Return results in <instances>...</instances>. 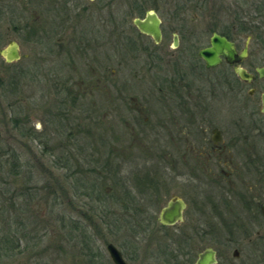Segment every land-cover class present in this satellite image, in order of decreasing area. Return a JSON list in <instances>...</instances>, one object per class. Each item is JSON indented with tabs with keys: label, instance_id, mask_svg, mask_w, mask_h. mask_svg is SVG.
I'll list each match as a JSON object with an SVG mask.
<instances>
[{
	"label": "flooded vegetation",
	"instance_id": "1",
	"mask_svg": "<svg viewBox=\"0 0 264 264\" xmlns=\"http://www.w3.org/2000/svg\"><path fill=\"white\" fill-rule=\"evenodd\" d=\"M116 2L0 0V64H17L22 42L43 50L44 91L60 119L37 125L45 127L42 137L30 121L13 123L17 137H37L53 167L74 175L59 182L60 205L71 202L68 178L76 208L70 225L61 217L63 233L73 229L71 238L88 257L81 264H102L98 222L111 236L108 264H115L109 245L127 264L144 263L147 238H159L153 256L166 264H198L203 257L207 264H264V24L254 18L244 46L239 25L213 32L235 54L209 67L200 52L212 36L203 44L193 31L184 38L172 29L169 44L162 23L156 42L135 19L139 37L118 35L130 27L116 13L129 9ZM32 7H41L42 17L34 20ZM151 12L158 15L145 11L136 19ZM90 13L105 17L97 23ZM13 43L19 59L10 61ZM80 158L85 168L72 171L71 161ZM168 209L176 215L170 223L162 219Z\"/></svg>",
	"mask_w": 264,
	"mask_h": 264
},
{
	"label": "rangeland",
	"instance_id": "2",
	"mask_svg": "<svg viewBox=\"0 0 264 264\" xmlns=\"http://www.w3.org/2000/svg\"><path fill=\"white\" fill-rule=\"evenodd\" d=\"M118 1L120 3L116 2L115 7L126 6L129 11L127 14H116L120 18H127V25L130 27V32L127 27L119 29L118 35L124 32L130 33L133 38L139 37L132 28L133 20L145 11H156L167 30L169 44L172 43V29H177L184 38L189 31H193L200 36V43L207 44L213 32L224 31L228 26L236 24L242 31L240 40L244 46L248 31L256 24L254 18L258 16L259 24H264V11L258 15L253 13L254 7H264L262 0H208L206 6L204 3L207 0ZM86 4L91 8L96 7V4H88V1ZM40 8H30L34 20L42 17L43 10ZM17 10L23 15L29 11L20 7ZM104 15L92 14L97 23L100 17H105ZM26 16L27 19L30 18L28 14ZM21 45L22 59L17 64H0V264H79V261L81 264L83 259L88 257L81 254L79 241L71 238L74 237L73 229L69 226L64 234L61 224L63 215L68 225L75 217L76 208L74 203H71L73 197L70 195L73 188L68 184L71 183L68 178L63 183L71 202L63 207L58 200L61 177L74 175L53 167L50 162L54 160L47 156L46 151L42 152L45 150V144L40 139L36 137L37 140H27L17 137L14 130V121H22L23 124L30 121L35 135L42 137L45 127H35L45 125L50 120L53 122L60 119L56 104L48 102L47 93L44 91L45 68L40 60L43 56L42 47L31 42H22ZM100 47H97L98 51ZM75 65L74 61V67ZM59 66L57 62L54 63L55 74L58 73ZM54 101L57 103V96ZM99 132L103 136L107 135L104 127H101ZM78 160L77 164L75 160L71 161L72 171L76 169L74 167H77L76 170L79 167L85 168L84 160ZM115 209L117 210V207ZM97 231V261L108 264L105 252L111 236L102 222H98ZM132 238L131 241H141L140 238ZM158 239L142 240V251L145 255L142 264L167 263L156 258V255L153 256Z\"/></svg>",
	"mask_w": 264,
	"mask_h": 264
},
{
	"label": "water",
	"instance_id": "3",
	"mask_svg": "<svg viewBox=\"0 0 264 264\" xmlns=\"http://www.w3.org/2000/svg\"><path fill=\"white\" fill-rule=\"evenodd\" d=\"M135 25L141 30V32L146 33L152 36L156 42H160L162 38L161 33V19L156 13H149L144 20L135 19ZM233 45L226 41L225 38L220 37L217 34H214L211 38V46L207 49H204L200 52V56L203 57L207 62L209 67L215 66L218 61H220L219 56L224 55L228 60H231L234 57L235 52L233 51ZM5 54H7L5 52ZM8 58L10 61H15L19 59L18 45L13 43V51L8 53ZM176 215L171 210H166L163 213V218L165 222L170 223L173 221V218ZM108 253L111 254V257L115 264H127L121 257V254L117 251L112 245L108 246ZM198 264H207L206 258L203 257Z\"/></svg>",
	"mask_w": 264,
	"mask_h": 264
},
{
	"label": "trees",
	"instance_id": "4",
	"mask_svg": "<svg viewBox=\"0 0 264 264\" xmlns=\"http://www.w3.org/2000/svg\"><path fill=\"white\" fill-rule=\"evenodd\" d=\"M206 4H208V0L205 1L204 6H206ZM248 30H249V29H248ZM243 31H246V29H243ZM248 32H249V31H248Z\"/></svg>",
	"mask_w": 264,
	"mask_h": 264
}]
</instances>
